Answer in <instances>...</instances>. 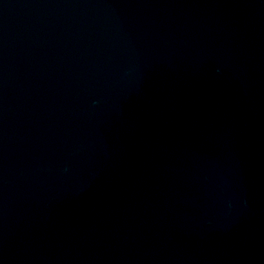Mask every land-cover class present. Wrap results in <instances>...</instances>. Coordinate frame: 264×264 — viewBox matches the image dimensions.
<instances>
[{"label":"water","instance_id":"water-1","mask_svg":"<svg viewBox=\"0 0 264 264\" xmlns=\"http://www.w3.org/2000/svg\"><path fill=\"white\" fill-rule=\"evenodd\" d=\"M0 264H264V0H0Z\"/></svg>","mask_w":264,"mask_h":264}]
</instances>
